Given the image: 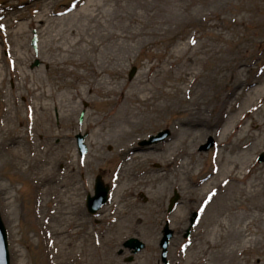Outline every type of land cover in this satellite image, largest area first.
<instances>
[{"label": "rangeland", "instance_id": "obj_1", "mask_svg": "<svg viewBox=\"0 0 264 264\" xmlns=\"http://www.w3.org/2000/svg\"><path fill=\"white\" fill-rule=\"evenodd\" d=\"M64 45L76 49V60L79 49L90 50L95 66L104 50L118 90L156 99L143 106L147 111L136 123L102 129L96 120L110 106L107 97L97 101L89 89L96 80L93 65L84 60L78 73L63 78ZM36 60L40 66L32 67ZM59 79L73 81L74 88L51 96L46 84ZM256 89L263 92L252 97ZM257 99L264 109V0H0V213L11 264H221L214 263L219 249L213 244L224 232V240L237 233L257 239L246 243L241 259L261 264L264 162L258 158L264 130L249 128L251 137L240 136L251 123L242 120L244 114L226 124L230 109V116L239 117ZM187 123L195 125L190 132ZM123 127L131 134L115 133ZM226 127L233 137L223 138ZM160 132H168L164 141L140 147ZM78 134L86 135L84 159ZM183 136L184 145L172 150ZM236 137L249 142L250 156L202 223L210 204L203 184L227 177V168L219 175L214 168L241 153ZM211 140L215 146L201 151ZM99 175L110 187L111 202L90 215L87 197L94 196ZM148 177L158 179L155 187L145 184ZM175 193L180 202L171 214ZM133 213L139 217L135 229L129 224ZM217 214L221 226L211 219ZM195 215L197 224L186 239ZM118 219L124 224L114 228ZM231 226L236 230L229 232ZM120 232L125 235L116 240ZM104 237L116 238L104 243ZM131 239L145 246L136 255L124 246ZM207 247L208 261H197Z\"/></svg>", "mask_w": 264, "mask_h": 264}, {"label": "bare ground", "instance_id": "obj_2", "mask_svg": "<svg viewBox=\"0 0 264 264\" xmlns=\"http://www.w3.org/2000/svg\"><path fill=\"white\" fill-rule=\"evenodd\" d=\"M41 17H39V19ZM40 22L43 23V20L41 19ZM20 30H19V32H20ZM40 33H41V31H40ZM52 41L56 42V40H52ZM48 45H49V42H48ZM39 48H40V45H39ZM63 49H64V51L68 52V55H66L64 57V59H62L60 61V64L63 65V67L61 68L63 70V78L72 76L74 73H78V70H80V68L83 66V63L85 62L84 60L88 61L89 65H93L92 60H94V59L91 60L92 55L90 54V50L81 51L79 49V52L82 53V54L80 53L81 58L76 60L75 58H72V56L76 52V49L73 46L68 47V45H64ZM21 50H22V48H21ZM103 52H104V50H100V54H97L95 56L96 58L100 57V60H99L100 63L96 64V66L93 65V71L95 72V74L93 73L92 77L95 78L96 80H95V82H92L89 84V89L95 95V97L97 98V101H98V98L101 96L107 97V99L105 100V103L109 104L110 109H108V110L104 111L102 114H100V116L96 120V125L102 127V129L106 126L114 127V126H117L119 124L126 127V125H128V124L136 123L133 119L137 118L139 115L146 113L145 111H147V110L145 108H143V106H146L151 100L156 99V96H155V94H153L151 96H149V95L140 96L139 94L133 93V92L126 93L121 86L119 87V90H120L119 91L117 89V87L114 86V82L111 80V78L109 76V74L114 73L113 71L115 69L113 66H111L112 59H109V61L103 60L102 59ZM20 61H22V60H19V63H20ZM73 63L75 64L73 69L67 70L66 66H68L69 64H73ZM169 72L170 71L165 70V74H169ZM85 74L90 75V73L86 72V70H85ZM98 78H100V79H98ZM141 84H143V82ZM46 86L49 87L47 92L51 96H54L59 91L68 92L67 90L74 88L73 87V81H64L63 82V80H60V79L57 81H55V80L49 81V83L46 84ZM35 90H39V89H35ZM262 92H263V90L256 89L254 91H251L250 95H252V97H253V96H256L258 94H261ZM43 93L46 95V91H44ZM116 95L118 96V98L117 99L113 98ZM73 98H75V96H72L71 100ZM139 101H141V105H139ZM38 104H40V103H38ZM62 105L63 104L61 102V106ZM253 112H256V116H258L257 117L258 119L254 118L255 113H253ZM231 113H232V109H230L229 117L226 121V124L228 126H230L232 123H236V120H238L243 114L245 116L242 117V120L247 118L248 121H251V123L248 122V125L245 123L246 126L244 127V129H242L240 131V136H243L244 133H247L248 136L251 137L252 130H249V128L257 129L258 133H260L261 131L264 130V109L260 108L258 99L253 104H250L249 108H247L245 111L241 112L240 113L241 115L239 117L237 115L232 117V116H230ZM252 113H253V115H251ZM196 114H198V113L196 112ZM200 114L202 115V113H200ZM201 115H198L199 118H202V117H200ZM219 118H220V116H218V119ZM36 120H38V119H36ZM184 125L187 127L185 130H188L189 132L193 128H195V125H193L192 123H189V124L187 123ZM184 125H181V127H183ZM124 127L121 128V130H117L115 133L120 134L121 132H123L124 136L131 134L126 130L124 131V129H125ZM200 132H202V130H200ZM224 132H225V135L223 136V138L228 139L230 137H233V131L231 129H229L228 127L225 128ZM181 133L183 135H187L188 137L190 136V134L184 133L182 131H181ZM244 140H245V138L240 139V138L236 137V145H237L236 147L239 148V151H241V153L236 158L229 157L226 164H222V162H221V165H219L220 167H218V170L216 172L218 175L221 172L224 173L226 168H227L226 172L224 173L227 175V177L223 180L214 178V179L210 180L209 183H207L208 182L207 181L206 183L203 184L204 188L207 190L206 194L203 196V199L204 200L209 199L210 204L208 205L205 212L203 213V216L201 218L202 223L206 219L208 214L210 213L211 209L216 205V203H219V201H221L222 193L224 191H226L227 188L229 189V187H230L229 186L230 181H232L233 179L239 178L238 177L239 176L238 171L240 170L241 165H245L243 162L248 156H250V153H251L250 152L251 146L249 145V142H247L245 145H243ZM185 142H186V138H185V136H183L180 140V144H175L174 145L175 147H172L171 149L172 150H178L179 148L182 147V145H184ZM233 145L234 146L231 147V151L235 147V144H233ZM169 147H170V144L167 145L166 149H169ZM223 147H225V146H223ZM231 151H230V153H231ZM223 154H224V152L222 153L219 150L218 151V158L222 159ZM178 156L179 155L175 156L174 160L177 159ZM172 157H173V155H172ZM139 158H140L139 155H135V157H133L134 160L139 159ZM181 159H182V161H184L185 166L189 164L188 160L186 161L182 157H181ZM237 159L242 160V161L238 162ZM217 161H219V160L217 159ZM252 170H253L252 165L250 167L247 166V168L245 169V172H247L249 174V173H251ZM46 175L48 177V181L50 183H53V179H54L53 175L52 176L49 174H46ZM157 180L158 179H155V178L150 179V177H148L147 179H145V184L155 187L156 186L155 183L157 182ZM223 188H225V189L223 190ZM158 189L159 188L156 187V191H158ZM61 193H62V191H61ZM119 193H120V191H118V193L116 195L117 198L119 196ZM114 200L116 201L115 197H114ZM129 203L132 204L131 202H129ZM129 203L127 202L128 205H129ZM112 205L114 207L115 203H112ZM115 214H116V212H115ZM138 218L139 217L137 216V214L133 213V220H131V222L129 224L132 227H134L135 224L137 223ZM211 219L213 220V222H216L219 226H221V223H219L220 218H219L218 214L213 215L211 217ZM116 223L117 224L120 223V225L115 226ZM122 224H124L123 221H121V220L119 221V219H118V222H114V228H120L122 226ZM201 224H200V227H202ZM134 229H135V227H134ZM235 230H236V228L231 226L228 231L230 232V231H235ZM225 233L226 232H224V234L220 235V241L218 240L219 242L216 241V243L213 244L214 248L219 249L218 253H217V255L219 257V261H216V262L214 261V263L221 262V264H250L245 259H243L244 260L243 261L241 259V256L244 254V251L247 250L245 247L246 243H249V242L250 243H252V242L256 243L257 239L252 238L249 240L248 239L245 240L244 236L237 233L234 236L227 237L226 240H224L225 238L223 237V235H226ZM120 234H121V236L116 240L122 239L124 237L123 235H125V233L123 234V232L122 233L120 232ZM115 238L116 237H114V238L104 237L103 242L104 243L105 242L112 243L115 241L114 240ZM207 244L208 243H206V245ZM209 248L210 247H207L205 249V251L202 252L203 255H201L197 259V261L198 260L201 261L203 259H204V261H208L207 257H208V253L210 252ZM263 248H264V245H263ZM210 261L211 260H209V262ZM191 262L188 264H191ZM192 263H194V262H192ZM261 264H264V258L262 259Z\"/></svg>", "mask_w": 264, "mask_h": 264}, {"label": "water", "instance_id": "obj_3", "mask_svg": "<svg viewBox=\"0 0 264 264\" xmlns=\"http://www.w3.org/2000/svg\"><path fill=\"white\" fill-rule=\"evenodd\" d=\"M34 47H36V43L34 42ZM135 69L131 72V77L135 74ZM164 135H168V132L166 134H159L158 137L152 138L149 142H144L143 145H149L153 142H158L164 139ZM80 146L82 147L84 137L78 136ZM212 144H209L205 147H203L204 150L211 147ZM85 152V149L83 147V153ZM260 162H264V155L260 157ZM96 196L94 198H89L88 200V208L92 213L97 212L108 200V188L104 187L103 182L100 177L96 180V187H95ZM178 199V196L172 199L171 201V207L176 203ZM172 237V232H168L167 236L164 238L162 243L163 251V258H166V252L169 240ZM126 247L134 249V253L139 252L144 248V244L136 241V240H130L128 243H126ZM0 264H10V252H9V244H8V235L7 230L4 226V223L2 221L1 215H0Z\"/></svg>", "mask_w": 264, "mask_h": 264}, {"label": "snow or ice", "instance_id": "obj_4", "mask_svg": "<svg viewBox=\"0 0 264 264\" xmlns=\"http://www.w3.org/2000/svg\"><path fill=\"white\" fill-rule=\"evenodd\" d=\"M193 43H195V41H193Z\"/></svg>", "mask_w": 264, "mask_h": 264}]
</instances>
